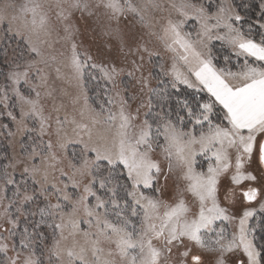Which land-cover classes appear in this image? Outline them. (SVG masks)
I'll return each instance as SVG.
<instances>
[{
  "label": "snow or ice",
  "instance_id": "6c2138e0",
  "mask_svg": "<svg viewBox=\"0 0 264 264\" xmlns=\"http://www.w3.org/2000/svg\"><path fill=\"white\" fill-rule=\"evenodd\" d=\"M0 264H264V0L0 2Z\"/></svg>",
  "mask_w": 264,
  "mask_h": 264
},
{
  "label": "rangeland",
  "instance_id": "374dc122",
  "mask_svg": "<svg viewBox=\"0 0 264 264\" xmlns=\"http://www.w3.org/2000/svg\"><path fill=\"white\" fill-rule=\"evenodd\" d=\"M0 2H3V0H0ZM85 42H86V43L88 42L86 37H85Z\"/></svg>",
  "mask_w": 264,
  "mask_h": 264
}]
</instances>
